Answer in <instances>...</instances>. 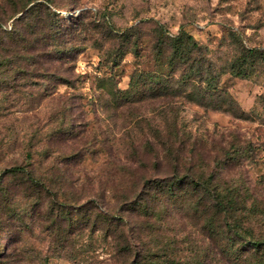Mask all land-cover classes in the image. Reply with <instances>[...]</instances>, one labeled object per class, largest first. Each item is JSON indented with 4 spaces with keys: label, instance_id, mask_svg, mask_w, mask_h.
Returning <instances> with one entry per match:
<instances>
[{
    "label": "rangeland",
    "instance_id": "1",
    "mask_svg": "<svg viewBox=\"0 0 264 264\" xmlns=\"http://www.w3.org/2000/svg\"><path fill=\"white\" fill-rule=\"evenodd\" d=\"M22 3L0 0V264H264L240 243L264 239V0Z\"/></svg>",
    "mask_w": 264,
    "mask_h": 264
},
{
    "label": "trees",
    "instance_id": "2",
    "mask_svg": "<svg viewBox=\"0 0 264 264\" xmlns=\"http://www.w3.org/2000/svg\"><path fill=\"white\" fill-rule=\"evenodd\" d=\"M36 1V2H35ZM41 1H43L45 4H49L53 6L54 0H25V3H22L18 7H16V13L28 11L32 9L35 5L39 4ZM57 8V7H56ZM24 14V12L22 13ZM52 15H55L54 12H51ZM160 37L159 42L162 43L163 39ZM167 44L172 48V54L171 58L172 60L181 61L183 59H187L189 53L196 49L198 47L197 42L195 41L194 37L187 33L186 31H180L178 34L174 35L169 39ZM59 50V49H57ZM259 55H263V52L260 51V49L254 47V48H247L243 49V51L240 53L239 57L236 59V61L231 65V70L236 76H245L247 75V72L245 71L244 65H248V61L250 59H254L255 57H258ZM174 64V62H173ZM151 82L156 83L157 76L152 73H146L141 75H138L134 78H131L129 81L130 88H133L139 84V82ZM210 84V83H208ZM211 87V86H210ZM215 88V87H211ZM124 94L120 95V98H123ZM10 170L21 172L24 170V167L21 166H14ZM31 181H35L33 177H30ZM216 197L219 199V204H222V207L225 208L227 204L228 206H232L235 203L234 198L232 195H225V197L221 195H216ZM224 202H223V201ZM227 208V207H226ZM241 244H246L253 249H264V239L263 240H257V239H243L240 241Z\"/></svg>",
    "mask_w": 264,
    "mask_h": 264
}]
</instances>
